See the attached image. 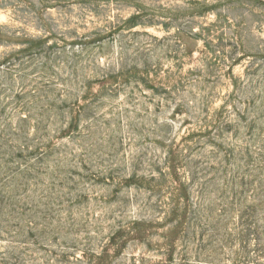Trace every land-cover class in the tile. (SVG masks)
Instances as JSON below:
<instances>
[{
    "label": "rangeland",
    "instance_id": "obj_1",
    "mask_svg": "<svg viewBox=\"0 0 264 264\" xmlns=\"http://www.w3.org/2000/svg\"><path fill=\"white\" fill-rule=\"evenodd\" d=\"M0 264H264V0H0Z\"/></svg>",
    "mask_w": 264,
    "mask_h": 264
}]
</instances>
